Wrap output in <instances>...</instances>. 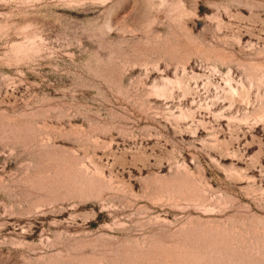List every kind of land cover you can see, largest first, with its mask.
<instances>
[{"label": "rangeland", "instance_id": "1", "mask_svg": "<svg viewBox=\"0 0 264 264\" xmlns=\"http://www.w3.org/2000/svg\"><path fill=\"white\" fill-rule=\"evenodd\" d=\"M0 264H264V0H0Z\"/></svg>", "mask_w": 264, "mask_h": 264}]
</instances>
